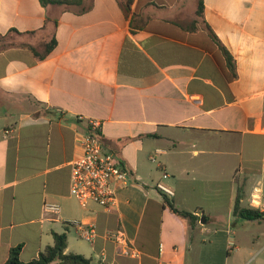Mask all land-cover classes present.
Instances as JSON below:
<instances>
[{"label":"crops","instance_id":"crops-1","mask_svg":"<svg viewBox=\"0 0 264 264\" xmlns=\"http://www.w3.org/2000/svg\"><path fill=\"white\" fill-rule=\"evenodd\" d=\"M199 1L134 0L127 10L125 0H0V264L19 246L22 263L37 259L54 233L67 234V254L94 264H248L264 255L254 231L264 221L233 213L238 187L244 207L264 211V0H204L203 18ZM91 119L103 121L106 149L133 178L110 208H83L70 194ZM70 221L94 226L95 240ZM119 232L136 254L114 241Z\"/></svg>","mask_w":264,"mask_h":264},{"label":"built area","instance_id":"built-area-1","mask_svg":"<svg viewBox=\"0 0 264 264\" xmlns=\"http://www.w3.org/2000/svg\"><path fill=\"white\" fill-rule=\"evenodd\" d=\"M88 132L81 143L80 155L71 164V196L83 207L97 204L110 208L116 203L117 191L120 187L129 186L133 182L130 172L125 170L116 160L115 154L108 151L104 144L103 121L91 119ZM10 129L4 130L6 137ZM161 151H156L151 157L156 162ZM168 175L165 174L164 178ZM157 188L167 196H174L171 188L162 182ZM46 210L55 216H60L61 207L46 205ZM66 226L77 228L80 237L88 242L96 238L94 226H87L80 221H70ZM119 245L126 246L127 253L136 254L122 232L113 238Z\"/></svg>","mask_w":264,"mask_h":264},{"label":"trees","instance_id":"trees-1","mask_svg":"<svg viewBox=\"0 0 264 264\" xmlns=\"http://www.w3.org/2000/svg\"><path fill=\"white\" fill-rule=\"evenodd\" d=\"M134 0H125L127 10H130L131 5ZM44 7L48 6H64V7H80L83 4V0H40ZM204 13V0L199 1L197 15L203 18ZM210 35L214 41L222 48L228 65L233 73L236 72V64L228 52V50L222 45L218 37L214 34L210 27H207ZM56 47V40L53 39L50 43L46 45V53H50ZM237 182V178H236ZM244 198V189L238 187L237 197L234 205V216L239 220L244 221H264V211L256 209L253 207H244L242 205V200ZM165 205L170 208L172 212L178 216L186 219H190L192 222H196L197 218L188 212L182 211L175 206V204L165 197ZM54 244L48 246L43 252L40 253L37 259L27 263V264H94L92 259L87 258L80 254L66 253L68 247V236L66 233L58 234L54 233ZM20 251L21 246L14 248L10 252V258L7 264H24L20 261Z\"/></svg>","mask_w":264,"mask_h":264},{"label":"rangeland","instance_id":"rangeland-1","mask_svg":"<svg viewBox=\"0 0 264 264\" xmlns=\"http://www.w3.org/2000/svg\"><path fill=\"white\" fill-rule=\"evenodd\" d=\"M253 223L256 224V226L259 225L258 222H253ZM254 231H257L259 235L264 234V223H261L260 226H258ZM237 232H239L237 235L238 242H241L242 245H246L247 244L246 237L244 236L242 229H239ZM262 244H264V241L262 242ZM263 262H264V255L259 259H257L256 261L252 260L251 262H248V264H264Z\"/></svg>","mask_w":264,"mask_h":264}]
</instances>
